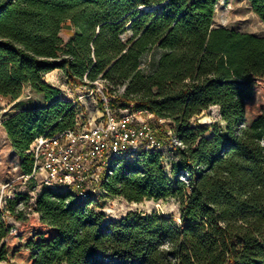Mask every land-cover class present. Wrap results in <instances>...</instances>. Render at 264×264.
I'll return each mask as SVG.
<instances>
[{"label": "trees", "instance_id": "trees-1", "mask_svg": "<svg viewBox=\"0 0 264 264\" xmlns=\"http://www.w3.org/2000/svg\"><path fill=\"white\" fill-rule=\"evenodd\" d=\"M247 2L264 24V0ZM217 3L0 0V96L15 101L27 87L44 99L1 122L22 175L36 138L74 126L76 107L44 81L54 70L73 87L102 81L115 108L168 121L180 143L169 173L147 152L101 183L129 203L176 200L178 223L133 212L105 222L99 197L42 186L32 213L28 193L4 199L0 263L264 264V37L214 27ZM210 107L224 125L193 126Z\"/></svg>", "mask_w": 264, "mask_h": 264}, {"label": "built area", "instance_id": "built-area-1", "mask_svg": "<svg viewBox=\"0 0 264 264\" xmlns=\"http://www.w3.org/2000/svg\"><path fill=\"white\" fill-rule=\"evenodd\" d=\"M90 85L99 94L94 112L87 115L86 104L81 101L90 95L74 100L73 128L36 138L27 151L33 159L31 173L22 175L21 180L35 183L39 190L47 186L68 191L81 199L107 198L109 196L101 188L107 174L111 175L114 169L131 163L142 153H161L164 142L156 136L150 120L158 126L168 121L144 111H134L132 103L123 110L115 108L112 105L115 97L109 94L102 81ZM171 137L180 146L175 137ZM13 197L12 194L5 198Z\"/></svg>", "mask_w": 264, "mask_h": 264}, {"label": "rangeland", "instance_id": "rangeland-1", "mask_svg": "<svg viewBox=\"0 0 264 264\" xmlns=\"http://www.w3.org/2000/svg\"><path fill=\"white\" fill-rule=\"evenodd\" d=\"M214 27H222L232 29L242 33L253 34L258 37H264V24L260 22L257 16L252 12L247 0H218ZM73 34V28L69 23L62 26L60 37L66 43L69 37ZM44 81L53 87H57L61 91L60 97L71 103L84 95H90L88 98H82L81 101L86 104V114L90 115L94 112V102L98 103L99 94L97 89L90 84L82 87H73L67 84L65 75L62 70H54L45 75ZM116 99V98H115ZM44 105L42 96L35 94L29 88L23 89L22 95L15 101L10 98L0 96V207L4 206V199L9 195L16 193L29 194L30 202L27 206V212L32 213V203L39 188L35 183L24 182L20 178L22 173L19 168V158L12 150L6 134L1 127V122L13 115L14 113L28 109L41 107ZM113 105L118 107L120 102L113 100ZM153 124L156 136L163 140V148L161 150L165 171L170 172L171 165L177 163L179 160L178 153L174 147H178L172 139V133L163 126H158L154 121ZM195 124L209 126L218 124L223 126L219 110L217 107H210L202 112L196 119L193 120ZM168 167V168H167ZM187 179L184 175L181 180ZM98 211L104 215L105 222H118L123 219L128 213H138L142 215H149L158 213L166 218H173L176 223L179 221V203L174 199L166 201L145 200L142 203H129L122 198L107 197L99 198L96 201ZM32 217V215H31ZM36 217V216H34ZM5 221L9 225L17 226L15 220L9 215H5ZM0 264H16L14 261L1 262Z\"/></svg>", "mask_w": 264, "mask_h": 264}, {"label": "crops", "instance_id": "crops-1", "mask_svg": "<svg viewBox=\"0 0 264 264\" xmlns=\"http://www.w3.org/2000/svg\"><path fill=\"white\" fill-rule=\"evenodd\" d=\"M73 33H74V30H73Z\"/></svg>", "mask_w": 264, "mask_h": 264}]
</instances>
